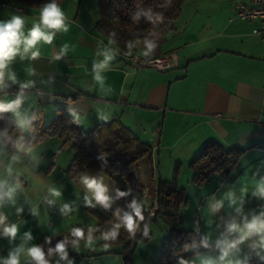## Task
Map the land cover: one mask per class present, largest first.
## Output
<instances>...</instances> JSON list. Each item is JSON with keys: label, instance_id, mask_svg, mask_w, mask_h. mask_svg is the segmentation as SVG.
I'll use <instances>...</instances> for the list:
<instances>
[{"label": "crops", "instance_id": "obj_1", "mask_svg": "<svg viewBox=\"0 0 264 264\" xmlns=\"http://www.w3.org/2000/svg\"><path fill=\"white\" fill-rule=\"evenodd\" d=\"M2 1L0 20L7 19L16 10L29 20L34 19L41 5L35 0ZM83 1H59L71 26L67 34L58 35L55 43L57 48L64 42L75 45V52H70L65 61L50 63L53 49L45 46L41 59L32 64L39 74L40 87L56 97L52 102L33 100L41 112V126L49 123L56 109L63 108L67 112L65 101L71 98L85 113L80 127L90 131L105 122L98 119L96 109L106 106L111 111L108 121L118 118L152 150L150 161L142 159L136 166L135 176L140 187L134 188V192L148 206L152 203L153 183L175 180L185 194L179 224L183 229L193 230V221L203 210L207 196L216 192L221 182L236 181L264 160V38L252 34L260 21L235 17L234 6L236 1L250 3L251 0H184L179 17L161 44L160 55L169 59L170 67L165 70L136 68L119 49L113 70L106 73L107 83L114 89L107 97L91 87L90 72L97 43L101 39L106 43L107 37L95 28L97 8L83 7ZM132 51L140 54L142 49ZM13 67L20 79L26 78L25 64L17 61ZM50 75L55 76V83L49 87L43 81ZM16 90L17 86H13L10 92ZM80 93L86 95L80 96ZM11 98L1 94V101ZM211 142L226 150L237 148L243 152L226 176L213 172L205 182L198 184L193 181L190 163L203 146ZM60 144L57 136L41 141L43 159L38 172L62 188L64 201H73L77 195L82 196L79 184L67 171L74 152L69 147L60 148ZM87 170L93 174L100 171L99 168ZM105 175L116 187L123 185L116 174L105 172ZM19 202L24 203L23 197ZM257 204L253 200L247 207L254 208ZM28 208L25 204L19 218L14 209L11 210L10 220H23L20 231L31 230L34 243L44 235L53 234V230L62 233L73 226H96L98 222L93 209L83 206L67 221L55 208L41 205L39 218L31 216ZM162 229L158 237L151 231V239L138 243L134 258L136 252L139 254L133 264L156 262L161 244L169 233L168 226ZM8 249V241L0 239V255H6ZM112 249L115 252L109 254L120 258V246ZM75 254L77 252L70 253Z\"/></svg>", "mask_w": 264, "mask_h": 264}, {"label": "clouds", "instance_id": "obj_2", "mask_svg": "<svg viewBox=\"0 0 264 264\" xmlns=\"http://www.w3.org/2000/svg\"><path fill=\"white\" fill-rule=\"evenodd\" d=\"M170 3L171 0H164L158 7ZM130 18L135 24L142 19L153 26L165 22L163 13L144 6L143 0H136ZM70 26L71 21L59 0H46L39 5L34 19L29 20L16 10L7 19L0 20V94L12 97L0 101V122H3L0 125V239L9 243L7 254L0 255V264H53V261L55 264H75L71 252H95L98 248L108 251L119 240L122 231L133 240L138 234L145 239L152 238V217L145 215L144 199L131 187L121 190L106 178L105 154L97 157L102 162L100 171L95 174L88 170L76 172L73 180L79 184L82 196L77 195L73 201H64L62 188L38 172L43 158L37 122L42 116L33 100L52 102L56 97L40 87L39 74L32 64L41 59L45 46L53 49L50 63L65 61L70 52H75V45L64 42L57 48L55 43L59 34L70 31ZM252 34L259 35L255 30ZM116 37L117 33L111 31L106 43L99 40L91 64V87L102 97L114 92L107 83L106 73L113 70L120 55ZM159 38L157 32L143 37L140 55L145 61L154 56ZM140 43L139 39L129 40L128 54L131 55ZM17 61L25 64L24 79L19 78L13 67ZM43 83L50 87L55 83V76L50 75ZM13 86H17V90L11 93ZM65 103L71 122L80 125L85 113L71 98ZM9 113L11 119L6 115ZM96 115L106 122L111 118V111L106 106L97 108ZM21 197L23 204L19 202ZM122 199L125 204L113 208ZM253 200L258 202L257 206L248 208ZM25 204L29 206V214L37 218L41 205L57 209L65 221L83 206L111 212L113 220L106 228L73 226L67 235L55 239V243L53 237L57 231L53 230L43 243H34L31 230L20 231L25 223L23 220H10L11 210L14 209L19 218L25 211ZM202 209L193 221V231L188 239L174 253L175 264H264V160L236 181L221 182L218 190L207 196ZM186 253L191 255L185 256Z\"/></svg>", "mask_w": 264, "mask_h": 264}, {"label": "trees", "instance_id": "obj_3", "mask_svg": "<svg viewBox=\"0 0 264 264\" xmlns=\"http://www.w3.org/2000/svg\"><path fill=\"white\" fill-rule=\"evenodd\" d=\"M35 1L39 2V4L46 2V0ZM183 2L184 0H171L168 6L160 8L158 5L164 3V0H143L144 6L153 7L155 10L162 12L165 17L164 24L153 26L143 19L138 24L131 21V12L134 9L136 0H98V19L95 23V28L105 37L108 36L109 32L115 31L117 33V47L122 52L128 51L126 45L129 40L139 39L141 43L133 50L143 49V37L151 32H157L160 37L158 41L159 47L154 53V56H157L161 54V44L167 32L180 15ZM81 95L86 94L80 93ZM6 115L11 119L9 114ZM71 121L72 117L63 108H58L47 125L41 126V121L37 123L41 141L57 136L61 140L60 148L69 147L74 152V158L67 170L72 179L78 171L89 168L101 169L102 162L97 157L105 154L107 167L104 168V171L110 175L116 174L122 179L121 190H127L128 187L132 189L140 187L135 176V169L140 160L146 159L150 161L152 150L148 144L141 141L118 118L99 123L90 131H84L80 125ZM2 124L3 122H0V125ZM242 152V149L233 148L226 150L217 143H207L190 163L193 170V181L201 184L213 172L226 176L235 166ZM153 198L157 201L158 208L151 215L152 221L161 217L169 227V233L162 242L154 264H175L174 253L180 249L193 231L192 229H183L179 224L180 206L185 202L184 190L177 186L175 180H158L152 185L151 202ZM128 199H131V197ZM124 204L125 200L122 199L113 208ZM151 206L152 203L146 206V216L149 215ZM92 212L98 220L96 226L106 228L112 223L111 212L95 209ZM77 226L87 228L81 224ZM68 232L57 233L53 237V243H55V239L62 238ZM51 235H44L37 243H43L45 237ZM151 235L152 233H150ZM148 240L142 238L139 234L137 239H130L122 231L119 240L113 245L122 246L118 252L122 255L124 264H132V254L136 246L138 243ZM112 248L100 253L115 252V249ZM190 255L191 253L185 254V256ZM53 264H55V261H53Z\"/></svg>", "mask_w": 264, "mask_h": 264}, {"label": "built area", "instance_id": "obj_4", "mask_svg": "<svg viewBox=\"0 0 264 264\" xmlns=\"http://www.w3.org/2000/svg\"><path fill=\"white\" fill-rule=\"evenodd\" d=\"M0 4H4V1L0 0ZM234 6L235 17L243 20L258 19L260 21V24L252 29V33L255 30L259 33V35L256 36L264 38V0H251L250 3L236 1ZM123 56L136 68L149 67L157 70H165L170 67V61L164 55L153 56L148 61H145V59L135 51H132L131 55L128 54V51H124ZM157 208L158 203L153 198L149 214L153 215Z\"/></svg>", "mask_w": 264, "mask_h": 264}, {"label": "rangeland", "instance_id": "obj_5", "mask_svg": "<svg viewBox=\"0 0 264 264\" xmlns=\"http://www.w3.org/2000/svg\"><path fill=\"white\" fill-rule=\"evenodd\" d=\"M85 5H87V6L89 5V8H95L96 9L97 8V0H84L83 1V7H85ZM165 225H166V223L162 222L161 217H158L157 220L152 221L151 227H152V231H153L155 237H156V235L158 237L160 235V233H162V230H163L162 228ZM140 243H142V242H140ZM114 246H120V245H113L112 247H114ZM121 247L122 246H120V248ZM100 252H103V250H101L99 248L95 252L82 250L80 253H77L75 255H71V257L74 259L75 264H124V260H123V257L121 254L119 256L120 258H116V257L112 256L113 254L111 255L109 253H100ZM138 254H139V252H136V254H135L136 259L138 258ZM135 258H134V252H133L132 264L134 263L133 260Z\"/></svg>", "mask_w": 264, "mask_h": 264}]
</instances>
